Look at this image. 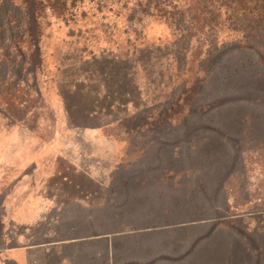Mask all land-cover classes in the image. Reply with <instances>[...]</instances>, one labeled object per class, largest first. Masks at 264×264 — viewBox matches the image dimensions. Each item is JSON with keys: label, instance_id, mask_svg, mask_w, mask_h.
<instances>
[{"label": "rangeland", "instance_id": "1", "mask_svg": "<svg viewBox=\"0 0 264 264\" xmlns=\"http://www.w3.org/2000/svg\"><path fill=\"white\" fill-rule=\"evenodd\" d=\"M127 16L114 26L111 13L89 14L74 25L69 0L63 18L48 12L33 32L19 0H0V246L9 231L49 246L38 264H83L84 244L89 257L133 264L180 251L188 238L200 244L212 237L217 264H264L263 252L243 248L251 240L264 249V118L225 143L212 131L208 141L200 123L181 122L190 110L182 98L190 78L179 70L193 69L195 77L213 42L222 49L241 36L223 25L196 44L195 32L182 39L157 21L122 36ZM231 147L222 188L208 184L214 176L189 170V155L214 157ZM197 182L204 192H193ZM2 204H27L28 218L19 216L25 221L40 218L47 204L59 207L46 210L44 223L20 225L13 215L2 224ZM145 223L150 227L131 228ZM213 235L235 239L236 254H224ZM64 243L74 248L50 254L60 250L51 244Z\"/></svg>", "mask_w": 264, "mask_h": 264}, {"label": "trees", "instance_id": "2", "mask_svg": "<svg viewBox=\"0 0 264 264\" xmlns=\"http://www.w3.org/2000/svg\"><path fill=\"white\" fill-rule=\"evenodd\" d=\"M19 1L25 9L26 17L24 22L26 18H31L30 28L34 32L36 28L42 27L48 12H51L52 15H57L58 18H63L69 0ZM71 1H74V25L78 23L76 20L78 16H80V19H84L89 14L92 16H107L111 13L115 19L114 26H116V19L121 18V16L124 19L127 13H131L130 16L126 17L127 21L123 28L125 31L121 34L122 36L127 35L133 27L136 29L139 27L144 28L147 23L157 21L168 24L175 34H177V37L181 36L182 39L188 37L190 32H195L196 44H205L208 41L205 36L206 31L210 34H215L223 25L233 27V32L241 36V40L236 41V45L219 49L216 43L213 42V49L211 48L205 54L203 63L197 70L195 77L192 75L193 69H184L182 72L179 70V75H185L187 78H190L186 81L188 85L182 98L188 104L191 111L187 112L181 122L184 125L200 123V125H204L205 127H214V129H207L200 126L199 131L205 133L208 141L211 139V136H208L209 132L212 131L214 134H219L221 142L225 143L226 141H231L232 133L244 137L246 135L245 128L249 123L263 121L264 0ZM178 102L181 101L179 100ZM180 104L176 103L174 108ZM217 127H221L223 130L219 132ZM235 152V148L231 147L229 151L221 149L220 154L218 153L214 157L197 154L193 158V156L189 155L187 159L190 163L189 170L203 171L208 177L214 176L215 180H209L208 184L222 188L220 176L223 172L231 169L230 165L232 162L230 159L235 156ZM239 156L242 157L243 153H239ZM240 164L244 165L243 160L240 161ZM168 165L164 168L166 171H168ZM140 167L156 169V167L147 166L145 163ZM134 168L137 167H132V169ZM124 185H128V183H124ZM203 188L204 184L197 182L193 188V192L198 194V189L201 191ZM140 198L143 199L141 196ZM164 198L166 197L163 195H157V199L159 200ZM144 199L146 201L150 199L151 201L153 198L147 195L144 196ZM122 200L125 201L126 198H122ZM133 201L132 195L127 204H132ZM165 213H170V210H165ZM158 224L159 222H156L152 225ZM149 225L147 223L141 225L132 224L131 228L140 231L142 228L150 227ZM167 228L159 229L165 230ZM191 231L193 230H188L186 234L188 237L193 234ZM211 238L203 239L200 244L188 238L186 247L180 251L170 252L168 256L157 253L151 259L144 257L133 264H217L215 258L218 254H214V248L211 247L214 244ZM119 240H123V237ZM214 240L216 241L215 245L219 247L224 245V254H227L228 257L236 254L235 239L224 237L222 240H218V235H215ZM123 244L122 242L119 246ZM58 245L60 244H55L53 248L60 250L49 251L50 254H62L63 251L74 246V244L67 245L66 243ZM243 248L245 253L251 252L252 256L256 254L260 255L261 252L264 253V249L256 248V245L251 240ZM88 249L85 244L80 247L79 254L83 256V264H108L111 260L119 262L116 259L117 256H114L115 258L113 259L104 253L97 254L95 257H89L87 255ZM182 250L185 251L184 254H182ZM230 261L229 258L224 263L228 264Z\"/></svg>", "mask_w": 264, "mask_h": 264}, {"label": "crops", "instance_id": "3", "mask_svg": "<svg viewBox=\"0 0 264 264\" xmlns=\"http://www.w3.org/2000/svg\"><path fill=\"white\" fill-rule=\"evenodd\" d=\"M51 204L46 205V210H52L56 208H51ZM2 207L6 211L4 212V221H2V224H5L7 221L6 216H9V219H12L14 224H20V225H25V224H40L46 222L48 219L47 215L48 212L45 210L44 213L40 218L30 220V221H25L24 218H20L21 216H25V209L27 208V204H2ZM49 211V212H50ZM20 216V217H19ZM25 217L28 218L26 215ZM4 246H0V262H8L10 264H38L37 259L38 256L42 253L46 255L48 250L46 252H42L44 249H47L49 246L48 245H30L24 237L18 236V235H13L9 231H5L4 234H2ZM11 241L15 242V245H10ZM53 248L54 244H51ZM41 264V263H40ZM43 264V263H42Z\"/></svg>", "mask_w": 264, "mask_h": 264}]
</instances>
